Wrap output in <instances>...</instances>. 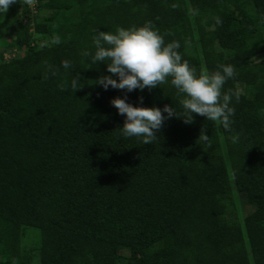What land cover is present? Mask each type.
I'll return each instance as SVG.
<instances>
[{
	"label": "trees",
	"instance_id": "obj_1",
	"mask_svg": "<svg viewBox=\"0 0 264 264\" xmlns=\"http://www.w3.org/2000/svg\"><path fill=\"white\" fill-rule=\"evenodd\" d=\"M9 9L0 13V264H264V0H17ZM147 22L165 46L180 43L197 76L234 66L222 89L241 91L231 131L196 114L185 123L170 77L130 93L97 84L112 74L109 61L92 62L93 36ZM125 97L177 117L144 145L121 135L126 116L111 101ZM29 227L40 231L32 250Z\"/></svg>",
	"mask_w": 264,
	"mask_h": 264
},
{
	"label": "clouds",
	"instance_id": "obj_2",
	"mask_svg": "<svg viewBox=\"0 0 264 264\" xmlns=\"http://www.w3.org/2000/svg\"><path fill=\"white\" fill-rule=\"evenodd\" d=\"M17 3V0H0V13H7L10 6ZM23 4L31 6L34 0H22ZM175 7V5H173ZM217 23H220L219 19ZM52 44H59L58 36L51 41ZM95 54L92 62L107 63V71L110 76H102L97 84L105 90L113 89L127 90L133 92L136 89H155L161 84L168 82L177 90V96L182 106L183 120L185 123L193 122V114L205 117L207 120L219 122L227 131H231L232 120L235 115V108L230 103L235 97L239 101L241 91L229 89L222 92L223 86L228 79L235 77V68L232 65H220V69L212 73L201 71L199 76L196 69L190 67L187 60L182 62V56L178 49L181 47L178 41H173L165 46L164 37L154 30L151 22L136 28L124 29L118 27L115 34L100 31L93 36ZM87 57L88 51L82 53ZM47 63V62H45ZM64 69L72 67V62L64 60L61 62ZM51 68V65H48ZM52 75H56L53 71ZM113 76L118 77L113 79ZM46 78V77H45ZM65 90L66 85H61ZM71 88L74 92L80 90L79 82L73 79ZM112 105L122 116H126L124 126L120 129L121 135L130 137H142L144 145L152 144L157 138V133L162 129L166 119L176 116L175 109L166 105L163 110L157 107H134L125 99L115 98ZM143 103V97L140 98ZM164 113H167L165 117ZM177 117V116H176ZM235 143L238 137H232ZM203 143L209 142V136L204 129L201 130L199 140Z\"/></svg>",
	"mask_w": 264,
	"mask_h": 264
},
{
	"label": "rangeland",
	"instance_id": "obj_3",
	"mask_svg": "<svg viewBox=\"0 0 264 264\" xmlns=\"http://www.w3.org/2000/svg\"><path fill=\"white\" fill-rule=\"evenodd\" d=\"M9 11H10V9L8 10V12ZM2 50L3 49L0 48V51H2ZM11 56H12L11 54H6L7 58H10ZM262 57L263 56H260L257 60H260ZM240 88H242V87L240 86ZM248 208L250 209V207H248ZM232 212H234V211H232ZM233 216H235V213H232V215L230 214V217H233ZM28 231L29 232L26 235V237L24 238L23 244L25 245V247L28 250H32L33 248L36 247V241H37V243L40 241V231L36 228H33V227H29ZM34 264H38L36 260L34 261Z\"/></svg>",
	"mask_w": 264,
	"mask_h": 264
},
{
	"label": "built area",
	"instance_id": "obj_4",
	"mask_svg": "<svg viewBox=\"0 0 264 264\" xmlns=\"http://www.w3.org/2000/svg\"><path fill=\"white\" fill-rule=\"evenodd\" d=\"M35 5H36V0H34V3L31 6L35 7Z\"/></svg>",
	"mask_w": 264,
	"mask_h": 264
}]
</instances>
